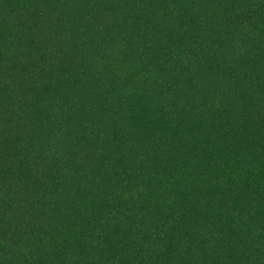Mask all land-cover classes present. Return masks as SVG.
<instances>
[{
	"label": "trees",
	"instance_id": "trees-1",
	"mask_svg": "<svg viewBox=\"0 0 264 264\" xmlns=\"http://www.w3.org/2000/svg\"><path fill=\"white\" fill-rule=\"evenodd\" d=\"M0 264H264V0H0Z\"/></svg>",
	"mask_w": 264,
	"mask_h": 264
}]
</instances>
